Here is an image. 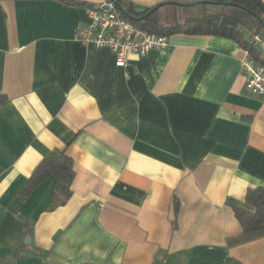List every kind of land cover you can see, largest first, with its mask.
Segmentation results:
<instances>
[{"label":"crops","instance_id":"obj_1","mask_svg":"<svg viewBox=\"0 0 264 264\" xmlns=\"http://www.w3.org/2000/svg\"><path fill=\"white\" fill-rule=\"evenodd\" d=\"M79 1L0 0V264H264V237L228 242L242 231L233 206L264 187L246 50L178 33L119 66L77 38L107 0ZM56 150L74 177L54 207L51 178L21 190Z\"/></svg>","mask_w":264,"mask_h":264},{"label":"trees","instance_id":"obj_2","mask_svg":"<svg viewBox=\"0 0 264 264\" xmlns=\"http://www.w3.org/2000/svg\"><path fill=\"white\" fill-rule=\"evenodd\" d=\"M70 4L83 5L79 0H63ZM117 11L131 23L158 35L171 36L183 33L188 35H208L234 40L243 49L264 63L262 53L248 42L250 34L264 36V2L262 0H203V3H185L199 8L195 14L183 13L185 5L165 4L142 11H136L131 0H116ZM182 3V2H180ZM184 4V3H182ZM92 7V5H88ZM6 100L0 94V102ZM74 177L72 159L64 151H52L44 157L30 174L28 183L21 194L27 196L34 187L51 178L52 206L64 204L71 196L70 183ZM247 207L233 206L234 215L242 231L239 236L229 239L230 244H240L264 237V187L249 188L245 193ZM175 211L179 202H174ZM229 264H243L230 258Z\"/></svg>","mask_w":264,"mask_h":264},{"label":"built area","instance_id":"obj_3","mask_svg":"<svg viewBox=\"0 0 264 264\" xmlns=\"http://www.w3.org/2000/svg\"><path fill=\"white\" fill-rule=\"evenodd\" d=\"M88 16L89 22L77 32V38L84 44L107 47L114 53L116 64L119 66L127 64L128 55L143 56L168 44V36L149 32L123 18L110 0L88 8ZM248 42L255 46L264 58V36L250 34ZM242 69L246 90L264 100V63L257 61L246 50Z\"/></svg>","mask_w":264,"mask_h":264},{"label":"water","instance_id":"obj_4","mask_svg":"<svg viewBox=\"0 0 264 264\" xmlns=\"http://www.w3.org/2000/svg\"><path fill=\"white\" fill-rule=\"evenodd\" d=\"M110 1H112L116 6H117V1L116 0H110ZM204 1H198V2H196V3H203ZM165 4H179V5H185V6H187V4H182V3H180V2H176V1H164V2H161V3H159V4H157V5H155V6H153L152 7V9L151 10H154L155 8H157V6H162V5H165ZM263 13H264V8H263ZM30 234L28 233L27 235H26V238H25V243H30Z\"/></svg>","mask_w":264,"mask_h":264},{"label":"rangeland","instance_id":"obj_5","mask_svg":"<svg viewBox=\"0 0 264 264\" xmlns=\"http://www.w3.org/2000/svg\"><path fill=\"white\" fill-rule=\"evenodd\" d=\"M198 9L199 8L187 6V7H184L183 13H185V14H195V13L198 12ZM261 35L263 36V34H261Z\"/></svg>","mask_w":264,"mask_h":264}]
</instances>
